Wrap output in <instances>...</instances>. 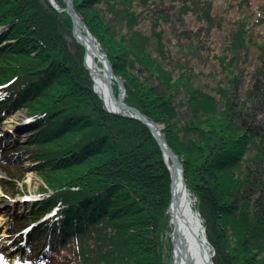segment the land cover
<instances>
[{
    "label": "trees",
    "instance_id": "obj_1",
    "mask_svg": "<svg viewBox=\"0 0 264 264\" xmlns=\"http://www.w3.org/2000/svg\"><path fill=\"white\" fill-rule=\"evenodd\" d=\"M73 5L124 103L163 126L213 263L264 264V0ZM47 11L41 0H0V43L18 39L0 49V124L19 107L35 129L24 142L0 138V170L15 180L0 185L14 193L33 171L54 192L40 187L38 208L12 224L16 233L39 222L19 264H164L170 194L160 149L141 123L105 113L82 50L67 43L70 22ZM67 121L78 127L63 134ZM29 157L40 161L25 168Z\"/></svg>",
    "mask_w": 264,
    "mask_h": 264
},
{
    "label": "bare ground",
    "instance_id": "obj_2",
    "mask_svg": "<svg viewBox=\"0 0 264 264\" xmlns=\"http://www.w3.org/2000/svg\"><path fill=\"white\" fill-rule=\"evenodd\" d=\"M44 4L47 8V12L52 16H58L61 20H67L71 24V32L72 38L80 49L82 50V67L86 71L90 81L93 85V92H95L100 101L102 102L104 108L108 112H118L120 113H130L129 110L125 109L123 104V96L121 86L118 87L116 92V84L117 80L115 79V75L109 69L108 65L106 64L105 57L96 43V41L91 37V34L88 32L83 31L80 28V24L76 19H72L68 16V10L70 9V0H43ZM73 4V3H72ZM82 19V18H81ZM83 21V20H82ZM7 28L6 24L0 25V36ZM34 33V32H33ZM32 35V34H31ZM18 39L9 40V41H2L0 43V49L2 51L6 50V48L14 46ZM33 41L34 38H32ZM78 41V42H77ZM30 50V47L27 48ZM39 52H43L42 49H36V51L31 52L29 57L33 58ZM109 88L115 91L117 96L118 104L116 109L113 107V101L109 95ZM7 115L6 120H3L6 123H14L16 121L19 122L21 125H15V127H11L13 130L11 133L13 136L19 133L22 141L23 139H27L29 136H34L35 129L31 128L32 119L28 115L27 110H22L19 107L15 109H11ZM150 125L152 130H158L155 125L146 122ZM81 125V124H80ZM72 126H77V123L67 121L64 123V126H60L63 128L62 133H66V131L72 130ZM59 129V128H55ZM59 130H56V132ZM3 139L4 135L3 132H0ZM8 139L9 138H4ZM12 142L14 141L11 139ZM15 142V141H14ZM165 147L163 151H160L165 162V165L170 172L171 175V184H170V200L169 204L164 212V216L166 218L165 228L163 231V248L169 252V256L167 257L168 264H214L213 257H214V250L211 249V245L209 244L205 229L203 227L202 220L197 212L193 209V201L190 197V194L187 190V187L183 181V173L179 168L178 164L174 160L173 156L166 150ZM161 150V149H160ZM38 164L37 161L31 159V157L24 159L23 167L26 165H34L32 163ZM35 163V164H36ZM34 174L32 172H27L26 176ZM1 175V174H0ZM41 185L40 187L46 190L45 195H54L52 190H47V186H45L44 182L40 178ZM19 184V183H18ZM17 184V185H18ZM22 189V188H21ZM19 191V188L15 190L14 193L9 194L11 198H20V202L26 205H29L31 211H35L37 209V203L40 200V197L36 201H32L31 199H24L23 195L25 194L24 190ZM71 191H77L76 189L70 188ZM23 198V199H22ZM53 205V204H52ZM52 212L56 213L57 209L52 208ZM4 218L0 217V222H3ZM4 236V235H3ZM165 246V247H164Z\"/></svg>",
    "mask_w": 264,
    "mask_h": 264
},
{
    "label": "rangeland",
    "instance_id": "obj_3",
    "mask_svg": "<svg viewBox=\"0 0 264 264\" xmlns=\"http://www.w3.org/2000/svg\"><path fill=\"white\" fill-rule=\"evenodd\" d=\"M41 2H42V5L45 7V4H44V1H42L41 0ZM77 12V11H76ZM84 22V21H83ZM88 30V29H87ZM70 36L71 37H69L68 39H67V43L70 45V50L71 51H75V49L76 48H74L73 46H72V42H73V44H76V45H78L77 43H76V41H74V39L72 38V32H71V34H70ZM107 58V57H106ZM108 59V58H107ZM110 67H111V64H110ZM111 71H112V67H111ZM113 72V71H112ZM115 77V76H114ZM115 79L117 80V84H116V92H117V90H118V87L121 85L120 83H121V81H120V79L118 78V77H115ZM91 87H92V92L94 91L93 90V85H92V82H91ZM121 90H122V96H123V100L125 99V93L123 92V89L121 88ZM113 92V95H114V97L115 98H117V96H116V93H115V91L113 90L112 91ZM93 94L99 99V101H100V98L98 97V95L95 93V92H93ZM101 104H102V102H101ZM102 107L104 108V106H103V104H102ZM79 108V107H78ZM105 111H106V109H104ZM106 113V112H105ZM107 114H109V113H107ZM110 115V114H109ZM114 116V115H113ZM120 118V117H119ZM13 123H11L10 121H9V123H6V122H4L2 125V132H3V134H5V136H9V138H11V139H13L14 138V136L12 135V133H11V131L13 130L11 127H15V125H21V124H19V122L18 121H16L15 123H14V121H12ZM157 127L162 131L163 130V126L162 125H157ZM9 134V135H8ZM20 137H22L23 138V136H20ZM10 139V142H12V140ZM154 139V138H153ZM156 142V141H155ZM157 144V143H156ZM159 147V146H158ZM160 149V148H159ZM170 149V148H169ZM171 150V149H170ZM161 151V150H160ZM172 151V150H171ZM172 153H173V151H172ZM174 154V153H173ZM175 155V154H174ZM176 156V155H175ZM163 158V157H162ZM176 158H177V156H176ZM177 160H178V162L180 163V161H179V159L177 158ZM163 163H164V165H165V162H164V160H163ZM181 164V163H180ZM27 166V165H26ZM181 166H182V164H181ZM165 167H166V165H165ZM166 169H167V167H166ZM167 171H168V169H167ZM29 172V171H28ZM30 172H32V173H34V174H32V175H30V178H29V174L26 176V178H25V176H24V178L22 179V181L21 182H16V187H17V189L19 188V191H23L22 189H25L24 190V192H25V194L23 195V198L24 199H31L33 202L34 201H36L40 196V190H39V188H40V185H41V182H40V178H39V176L35 173V172H33V171H30ZM27 173V172H26ZM182 173H183V167H182ZM168 174H169V171H168ZM7 176V175H6ZM4 177H3V175H0V179H3ZM10 177H8V179H9ZM183 181H184V179H183ZM8 182H14L15 183V180L13 179V180H8ZM7 182V183H8ZM19 183V184H18ZM18 184V185H17ZM170 184H171V181H170V174H169V191H170ZM184 184H185V182H184ZM42 186V185H41ZM186 186V185H185ZM22 188V189H21ZM188 192H189V194H190V197H191V199H192V201H193V209L194 208H196V210H197V201H196V198L191 194V192L188 190ZM22 198V199H23ZM21 200H20V198H11L10 196H9V194H7V193H4V192H2L1 191V189H0V216H2L3 217V212H8L9 211V213H10V215H13V214H20V215H22V213H23V211L22 210H17L16 209V205L15 204H19V208H21V205H24V207H28V206H26V205H29V203L27 204L26 203V205L25 204H23V203H21L20 202ZM15 210H17V212H15ZM165 222H166V218H165ZM8 226H9V220L6 218V217H4V220H3V222H0V239L1 238H4L5 237V233L7 232V229H8ZM4 235V236H3ZM162 238H163V236H162ZM165 247V246H164ZM211 249L213 250V248L211 247ZM4 252V256H5V258H6V260H7V262H10V263H12V264H14V263H16V261H17V259L19 258V251H16V248L14 247V246H11L9 249H6L5 251H3ZM169 254V252L167 251V250H165L164 248H163V253H162V259H163V262H164V264H168L167 263V257L169 256L168 255ZM214 255H215V253H214ZM215 257V256H214ZM213 257V258H214Z\"/></svg>",
    "mask_w": 264,
    "mask_h": 264
},
{
    "label": "water",
    "instance_id": "obj_4",
    "mask_svg": "<svg viewBox=\"0 0 264 264\" xmlns=\"http://www.w3.org/2000/svg\"><path fill=\"white\" fill-rule=\"evenodd\" d=\"M70 9L68 10V16L71 17L73 20L76 19L78 21V23L80 24V28L83 29V31L85 32H88L87 31V28L85 27V24L84 22L82 21L81 17L77 14V12L75 11L74 7H73V4H72V0H70ZM78 42V41H77ZM105 57V56H104ZM105 61H106V64L108 65L109 69L111 70V67H110V64L108 62V60L106 59L105 57ZM109 95H110V98L111 100L113 101V107L114 109H116V106L118 104V99H116L113 95V92L112 90L109 88ZM122 106L129 110L130 113H127V114H124V113H118V112H115V111H112L110 112L111 114H114V115H117V116H120V117H123V118H128V119H134V120H137L139 121L140 123H142L143 125H145L151 132V134L153 135V137L155 138L156 142L158 143L161 151L164 150V148L166 147L167 151L173 156L174 160L176 161V163L178 164L179 168L181 169L182 171V166L181 164L178 162L176 156L172 153V151L168 148V146L166 145V142L161 134V130L150 120H148L146 117H144L143 115H141L136 109L134 108H131V107H128L127 105H125L124 103L122 104ZM146 122L148 123H151L153 125L156 126V128H158V130H152L150 125L147 124ZM170 174V172H169ZM170 180H171V175H170Z\"/></svg>",
    "mask_w": 264,
    "mask_h": 264
},
{
    "label": "snow or ice",
    "instance_id": "obj_5",
    "mask_svg": "<svg viewBox=\"0 0 264 264\" xmlns=\"http://www.w3.org/2000/svg\"><path fill=\"white\" fill-rule=\"evenodd\" d=\"M3 261V257H0V262H2Z\"/></svg>",
    "mask_w": 264,
    "mask_h": 264
}]
</instances>
